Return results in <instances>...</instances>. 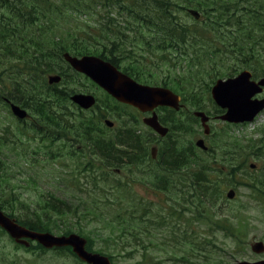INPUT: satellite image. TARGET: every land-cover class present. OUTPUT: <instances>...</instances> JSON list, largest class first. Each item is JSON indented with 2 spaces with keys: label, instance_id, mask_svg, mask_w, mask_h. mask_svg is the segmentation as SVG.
<instances>
[{
  "label": "rangeland",
  "instance_id": "rangeland-1",
  "mask_svg": "<svg viewBox=\"0 0 264 264\" xmlns=\"http://www.w3.org/2000/svg\"><path fill=\"white\" fill-rule=\"evenodd\" d=\"M51 1L59 5L66 2L65 6L75 5L70 0ZM93 2L97 1L87 0L85 2V0H80L81 4H92ZM109 2L111 3L112 0H109ZM59 11H63L64 15H61V12L50 23L45 24H48L47 26L50 28L48 40L44 41L43 45L46 52L48 50L56 52L58 49H53L54 46L57 47L55 45L56 40L60 39L62 45L65 46L78 29H83L87 24H94L98 19V16L94 13L88 16L81 13L71 14L66 7H62ZM9 12L8 9L0 8V17H3L5 21L9 20V18H12ZM104 14L103 16L106 17L107 13L104 12ZM178 16V19L183 22L194 23L196 21L188 11ZM119 20H121L120 17ZM5 23L7 22L3 21L2 25ZM3 33L4 27L1 26L0 39H2ZM31 34L41 36L40 32L35 30V27ZM53 34H56V40H53ZM140 41L139 36L138 39L134 37V34L129 36L127 42L129 47L135 45L130 54L132 60L121 58L119 68L123 70L129 68V65L134 61H141V66L134 62L135 67L138 68H133L136 69L140 78L146 80L144 84L161 86L164 81H169L175 87V83L179 82L182 86L189 85V90H193V92L182 93V91H179L177 94L182 95L184 98L187 95L196 94L193 98L198 100V105L195 106L192 104V102L195 103V99L188 96L185 101H182L185 107L179 112H158L167 123V126H171L173 129L170 137L165 140V144L177 146V149L181 151L190 146L195 147L198 138H205L206 144L211 147L209 155H204L199 150L196 151H198L199 159L209 160L210 164L208 166L215 169L225 170L226 166H231L229 156H236L235 161L238 157L235 164L247 160L246 165L239 169L241 171H236L234 177L229 176L227 178L229 170L227 173L215 172L214 182L217 183V186H222V197L217 203L216 211L213 209L216 216L213 215L211 207L206 208L208 213L213 215V220H228L227 225L230 226V229H233L226 232L212 228L213 225L203 216V207H196L194 204L195 199L189 195V190L180 191L184 186L180 184L181 180L188 176L186 172L191 171L192 174L196 170L187 169L185 171V167H183L175 174H169L160 171L157 165L148 161L134 167L124 164L120 166L119 175L115 176L116 179H121L124 184H131L134 189L133 196L130 193H120L123 194L122 197L125 200L123 203H132L134 207L136 206V224L133 232L132 228L125 231L117 225L114 215L118 213V204L117 202L113 203L115 199L108 193V199H106L108 202L103 206L105 216L100 211L98 217L90 214L80 215L73 218L72 222L75 224L80 223L86 233L91 234L94 238L92 246L94 250L102 249V253L110 257L113 264H224L240 261L253 262L264 259V253L258 254L251 249L252 244L255 242L261 241L264 243V191H254L249 185L254 177L264 176L262 170L264 159L252 154V151L257 150L260 146L250 147L255 145L253 141L260 139V133L264 129V111L252 123L245 125L234 126L220 121L216 116L221 112L212 100L211 88L217 80L228 79L231 74L225 75V71H222L220 75L211 77L210 66H208L206 72L198 76V80L187 82L188 74H186L187 70L185 69L193 63L191 55H187V53H190L189 51H185L184 58L178 56V51L175 50L170 52L172 56L167 53L162 55L158 51L151 54L147 53L145 44ZM18 52L10 59L7 57L8 50L0 43V59H3L0 63V143L3 144L0 150V159L5 168V177L0 180V203L5 201L7 209L5 211L11 214H18L21 206H25V204L40 202L42 195L54 194L57 197L71 198V200L77 202V197H74L75 186L71 183V176L67 175L75 174L76 167H82L80 184L87 183L88 180L85 177L88 175L85 176V174H88V171L83 170L84 163L89 160L94 161L97 166L101 164L98 156L90 155L92 142L88 140L89 136H85L83 139L79 137L82 134L77 132L83 131L87 123L91 122L97 128L96 130L100 131L91 136L92 140L98 136L114 139L117 130L122 127H130L132 121L138 126L137 133L142 134L145 140L147 139L146 135H150L149 128L143 123V118L131 107L124 105L112 106L109 112H104L106 109L104 104L105 93L85 75L75 72L67 64H62V70H66L69 74L67 82L70 88L74 92L94 94L99 100L100 109L80 110L69 101L67 110L64 112L71 118L72 122L69 126L72 124L75 131L70 130L68 134H61L62 137H68L60 140L57 139L58 134L55 132V140L53 141L49 140L47 136L50 133L47 132L43 134L42 140H39V135L28 129L31 123L28 126L22 125L3 101L4 97L13 96L12 82H15L13 79L21 75L20 71H16L17 66L21 64L19 63L21 60L20 55L27 59L31 56L30 54L38 51L36 46L29 43L24 44V48L21 46ZM218 64H214V67L226 70L227 64L222 65L219 61ZM244 69L248 68H238L233 76ZM17 72L19 73L17 74ZM45 75L47 80L51 74ZM196 110H202L211 117L209 123L211 127L210 136H204L199 120H196L193 116ZM29 111L36 119L34 112L30 109ZM101 113L106 115V119H110L115 123L114 129L110 130L104 125L105 118L101 116ZM243 147H245V151H243ZM150 149H148L149 154ZM250 163H256L258 169L251 170ZM243 170L248 173L244 174ZM154 174L157 176L155 177ZM161 177L173 181L174 187L169 185L171 189L164 191L155 186V183L161 182ZM103 184L107 185L108 188L112 185L109 182L104 183L100 180V186H103ZM230 189H235L237 192V196L233 200H228L226 197V193ZM11 199H15L14 202L16 203H9L8 201H11ZM158 220H160V223L157 222ZM153 222L157 223L153 225ZM110 234H115V240H117L116 236L120 235L125 239L128 234L142 237L144 234H150L149 237L152 243L144 239L135 242V246L125 247L124 242L122 245L109 242L107 238ZM165 234L183 235H178L177 239L170 237L171 244L168 245L169 240L163 239ZM231 234L235 235L232 236ZM144 238L146 237L144 236ZM204 240H206L205 243ZM177 242L180 244H177ZM106 244H109L110 247ZM159 244L164 249L160 248ZM16 247L18 246L15 243L10 242V264H39L44 262L50 264L48 262L49 256L38 259L37 256L25 254L23 251L17 252ZM130 252L131 255L129 256ZM110 254H114V256L111 257ZM144 254H149V257L147 259L143 258ZM23 257L26 258L25 262L21 259ZM55 262L69 264L71 260L65 258Z\"/></svg>",
  "mask_w": 264,
  "mask_h": 264
},
{
  "label": "trees",
  "instance_id": "trees-1",
  "mask_svg": "<svg viewBox=\"0 0 264 264\" xmlns=\"http://www.w3.org/2000/svg\"><path fill=\"white\" fill-rule=\"evenodd\" d=\"M70 1H73L75 5L65 6L67 2L59 5L51 0H0V8L8 9L12 17L7 21L2 17V23L3 21L7 23L1 25L4 27V33L0 43L8 50L7 57L11 59L12 56L19 53L21 46L24 48V44L29 43L36 46L38 51L30 54L31 56L27 59L19 54L21 58L19 63L21 64L17 66L16 71H20L21 75L13 79L15 82H12L14 91L12 98L37 115L40 125L43 127V134L50 133L47 136L50 141L55 140V132L58 134L57 139L60 140L68 137H62L61 134L65 135L70 130H74L72 124L69 126L72 122L71 118L64 112L67 110V103L74 92L67 82L68 72L62 70V64L66 65L62 59L64 52H70L74 56H99L119 67L121 58L131 59L130 54L135 45L129 47L127 42L129 36L134 34L135 38L138 39L139 36L140 42L145 44L147 53L155 54L158 51L162 55L166 53L171 55L170 52L175 50L178 51V56L184 58L185 51H189L191 54L187 53V55H191L193 63L185 69L188 74L187 82L198 80V76L203 75L208 66H210L211 77L220 75L222 71H225V75L231 74L232 77L238 68L250 69L255 78L264 77V0H112L111 3L109 0H96L97 2L92 4H81L80 0ZM62 7L68 8L70 13L75 15L81 13L88 16L94 13L98 16L97 22L78 29L65 46L62 45L60 39L56 40V34H53V40H56L55 45L57 46H54L53 49L58 50L46 52L43 45L44 41L48 40L50 28L47 26L48 24H45L50 23L61 12V15H64L63 11H59ZM191 8L201 13L200 20L187 23L178 19V15ZM104 12L107 13L106 17L103 16ZM115 15L119 16L121 20ZM86 22L88 23V20ZM34 27L41 36L31 34ZM63 39L65 38L63 37ZM2 61L1 58L0 63ZM218 61L222 65L227 64L226 70L214 67V64L219 65ZM134 62L139 66L142 65L141 61ZM134 62L129 65V68L123 69L124 72L135 79L146 82L139 77L135 69L138 67H135ZM52 73L62 76L63 80L60 84L53 86L48 84L45 74ZM175 84L176 86L173 87L171 82H163V85L170 86L177 92H193V90H189V85L182 86L179 82ZM195 95H185V98L190 96L195 99L193 98ZM106 97L116 103L109 96ZM104 104L109 107L107 102ZM96 108L100 109V105H97ZM96 129L89 122L83 131H77L82 134L79 136L80 138L84 139L85 136H89L88 140L92 142L90 155L98 156L101 160V164L98 166L94 161L87 160L84 163L83 170L88 171V174H85V176L88 175L85 177L88 180L87 183L80 184L82 167H76L75 174L67 175L71 176V183L75 186L74 197H77V202L71 198L57 197L54 194L42 195L40 202L21 206V210L15 214L19 222L33 230L52 232L58 235L78 233L87 237L89 243L94 242L91 234H87L80 223L75 224L72 219L76 216L89 214L98 217L100 211L105 216L103 206L108 202V200L106 201L108 193L114 197L113 203L117 202L118 204V213L114 215L117 225L125 231L131 228L132 232L134 231L136 206L134 207L132 203H123L125 200L122 197L124 193H130L133 196L134 189L131 184H124L121 179H116L115 176L119 175L120 166L129 164L134 167L145 161L148 155V148L145 146L148 134L145 140L142 134L137 133V127H128L119 129L114 139L98 136L92 140L91 136L95 132H100ZM259 138L253 141L255 145L250 147L260 146L257 150H253L252 154L264 159V129ZM0 145L1 150L3 144L0 143ZM165 147L163 151L167 150V153L163 160L161 158V166L167 170L166 172L175 174L183 167H185V171L187 169L196 170L192 174L191 171L186 172L188 176L181 180L180 184L184 186L180 191L189 190V195L195 199L196 207H203V216L213 225L212 228L226 232L231 231L233 228L230 229V226L227 225L228 220H213V215L216 216L215 208L223 192L222 186H217V183L214 182V174L215 172L227 173L229 170L227 178L234 177L235 172L241 171L239 169L246 165L247 160L235 164L238 157L235 161L236 156L228 155L231 166H226L225 170L215 169L208 166L209 160L199 159L193 146L181 151L177 149V146L167 144ZM242 149L245 151V147ZM210 152L211 149L202 154L209 155ZM262 170L264 172V164ZM243 172L244 174L248 173L244 170ZM4 173V164L0 159V180L4 179ZM161 178L160 183H155L159 189L165 191L171 189L169 185L174 187L173 181L165 177ZM100 180L112 185L109 188L104 184L100 186ZM250 183L249 185L254 191H264V176L254 177ZM14 201L16 200L11 199L9 203L15 204ZM1 203L0 208L3 209ZM207 207L215 210H213V215L208 213ZM157 222L160 223V220ZM157 222L152 224L155 225ZM231 225L235 226L236 224ZM178 235L183 234H165L163 239H168L167 244L170 245V237L177 239ZM149 236L150 234H144L143 237L128 234L125 239L120 235L116 236L117 240H115V234H110L107 239L118 245H122L124 242V246L128 247L135 246V242L144 239L152 243ZM133 240L134 242L131 243ZM174 243L176 244V242ZM177 244L180 243L177 242ZM106 245L110 247L109 244ZM158 246L163 248L160 244ZM100 251L102 252V249ZM128 255L130 256L131 252ZM148 255L144 254L143 258L147 259ZM113 256L114 254L111 255V257Z\"/></svg>",
  "mask_w": 264,
  "mask_h": 264
},
{
  "label": "water",
  "instance_id": "water-1",
  "mask_svg": "<svg viewBox=\"0 0 264 264\" xmlns=\"http://www.w3.org/2000/svg\"><path fill=\"white\" fill-rule=\"evenodd\" d=\"M196 18H200V13L195 10L190 11ZM1 22V21H0ZM64 59L77 72L84 73L90 77L96 84L108 92L118 101L136 107L142 112L153 111L158 106H169L178 109L180 96L176 95L170 89L165 87L143 85L120 71L112 63L96 56L75 57L69 53L64 54ZM61 81L58 75L49 76V83L56 84ZM264 78L258 82L252 80V73L249 70L241 72L237 77L227 80H218L212 88V97L216 104L226 112L219 118L229 123L252 122L255 117L264 110V99H254V97L263 92ZM73 103L83 109H90L96 104V98L91 94L77 93L71 97ZM13 114L23 120L28 116L25 109L19 105L12 104ZM195 116L201 119L205 134L210 133L208 126L209 117L204 112H195ZM162 136L168 133V128H164L158 121V116L154 115L144 120ZM109 127L113 123L106 121ZM197 146L206 150L204 140L197 141ZM155 150H153V154ZM255 166L252 164L251 168ZM236 192L230 190L227 193L228 199H234ZM0 226H2L19 243L21 239L30 238L37 240L45 247L71 246L74 252L83 260L90 264H112L111 260L98 253H89L86 249V240L78 234L68 236H56L49 232L32 231L19 225L14 219L9 218L0 210ZM255 253L264 252V243L256 242L252 245ZM229 264H264V260L256 262L242 261Z\"/></svg>",
  "mask_w": 264,
  "mask_h": 264
},
{
  "label": "flooded vegetation",
  "instance_id": "flooded-vegetation-1",
  "mask_svg": "<svg viewBox=\"0 0 264 264\" xmlns=\"http://www.w3.org/2000/svg\"><path fill=\"white\" fill-rule=\"evenodd\" d=\"M5 104L10 108V104L13 102L11 98L5 97ZM99 102V100H98ZM104 102H107L109 104V107H106L107 109L104 110V112H109V109H111V107L113 105L118 106V104L114 103L113 101H110L107 99L106 95H105V100ZM100 105V104H99ZM185 107V105L182 103V107H180L177 110H173L175 111V113L179 112L181 109H183ZM171 110L170 108L167 107H163V108H158L156 110V113L158 115L159 121L163 126H166V123L164 124V122H162L161 120V115L158 112H161L163 110ZM29 112V111H28ZM139 116L141 118H146L149 117L150 115H152L151 113H141L139 112ZM101 116L103 118H105L106 120V115L101 113ZM35 117L29 112L28 118L19 121L22 125H29V123H31V126L28 127L29 130H31L32 132L36 133L39 135V140H42L43 138V127L40 125L39 122V118ZM34 120V122H32ZM115 127V123L114 126L111 127L110 129H114ZM168 128L170 129L171 132V126H168ZM166 136L165 137H161L158 133L154 132L153 130H151V136L149 137V140L147 142V147L151 146V149L154 148L155 150V155L153 154V156L151 157H147L151 159L148 160L149 163H152V161L155 162H160V157L165 156V154L167 153V150L163 151V148L165 147V140H166ZM17 141V140H16ZM205 143H206V139H205ZM166 148V147H165ZM161 155V156H160ZM162 167H159L158 169L160 170ZM10 242L15 243L18 247H16V251H23L25 254H31L34 256H37L38 259L43 258L45 256H49L48 258V262H50V264H64V263H57L55 262L56 260H63L65 258H68L71 260V262L69 264H90L86 261H84L82 258H80L74 251L72 247H45L43 245H41L38 241H34V240H30V239H25L23 240V245H20L16 242V240H14L10 234L5 231L3 228L0 227V264H10V252H9V247H10ZM90 252H94L93 250L87 249ZM35 258V257H34ZM23 259V261H26V258L23 257L21 258ZM20 259V260H21ZM39 264H45L44 263H39ZM48 264V263H46Z\"/></svg>",
  "mask_w": 264,
  "mask_h": 264
}]
</instances>
